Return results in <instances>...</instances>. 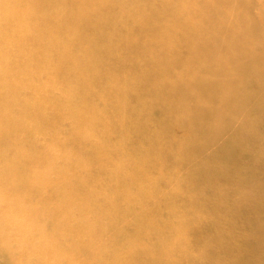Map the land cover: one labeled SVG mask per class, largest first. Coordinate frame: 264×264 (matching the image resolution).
<instances>
[{"label": "clouds", "instance_id": "1", "mask_svg": "<svg viewBox=\"0 0 264 264\" xmlns=\"http://www.w3.org/2000/svg\"><path fill=\"white\" fill-rule=\"evenodd\" d=\"M90 7L98 6H73L74 19L80 22ZM134 7L150 10L146 14L206 21L214 40L234 49L242 63L255 51L264 52V0H151ZM167 55L163 53L161 59ZM246 66L252 67L250 62ZM7 76L5 69L6 81ZM149 87L152 94L148 103L113 117L117 141L127 154L125 173L138 179L136 195L142 215L133 224L136 241L116 251L117 259H105L103 264H246L240 256L248 245L247 235L209 231L201 209L207 206L221 212L223 206L235 202L231 178L220 173L213 161L219 145L225 142L239 143L246 149L253 141L264 142V111L254 107L259 95L264 108V85L258 90L252 84L234 82L222 93L207 94L187 77H170L162 67L156 83L149 82ZM51 102L63 111L62 100L52 97ZM31 111V120L22 122L21 127L39 145L44 144L42 137L61 132L59 124L48 120L42 109ZM80 120L83 124L86 117ZM63 134L65 139L73 138L71 132ZM17 175L22 183L31 181L26 168H20ZM0 207V264H29L32 257L61 246L85 249L78 264H100L87 252V231L54 202L40 200L31 206L30 218H13L5 177ZM175 231L186 234L190 243H162L164 234ZM22 236L28 240L20 245ZM37 241L40 243L35 244ZM95 252L102 255L99 249Z\"/></svg>", "mask_w": 264, "mask_h": 264}, {"label": "rangeland", "instance_id": "2", "mask_svg": "<svg viewBox=\"0 0 264 264\" xmlns=\"http://www.w3.org/2000/svg\"><path fill=\"white\" fill-rule=\"evenodd\" d=\"M4 1L0 0V5ZM8 1H14V5L35 2V0ZM143 2L128 1L124 5V10L127 11L124 13L119 3L105 5L97 0H40V5L32 12L34 16L51 17V24H55L54 19L59 17V11H66L70 15L56 22L60 30L49 27V32L45 33L53 37L52 43L61 40L63 46L74 48L83 55L88 53L86 51L88 36V45L97 46L95 53L98 61L93 69H87L84 73L73 70L75 68L72 63L68 62L64 64L63 70H54L55 76H52L48 69L37 71L33 65L21 64V54L15 52L12 56L11 52L9 59L12 65H9L7 72L15 74L18 80H15V83L19 84L20 80H24L22 73L25 68L21 67L25 65L29 69V75L33 77L32 83L40 82L43 85L36 92L37 98L35 95L36 102L33 105L29 102H32L31 96L35 94L34 86L28 84L26 88L19 87L11 93L13 90L6 85L10 83L8 78L5 80V70L0 69V108L9 111L7 117H0V194L6 177L8 208L13 218L17 215L30 218L28 213L31 206L40 200L54 202L62 213L67 212L74 222L87 231L89 236L87 252L95 255L100 264H103L105 259H113V252L122 246L125 239L129 240L128 247L136 241L137 231L133 224L142 215V205L137 202L136 195L139 190L138 179L135 175L125 173L127 154L123 145L117 141L113 117L138 104L148 103L152 89L148 91L146 87L152 80L146 75L154 70L148 63L157 58L156 45L159 42H163L162 45L166 44V48L169 52L171 49L175 59L177 51L172 47L173 44L167 43H173L170 39L181 35L186 27L183 22L171 15L146 14L150 10L133 5ZM76 5L98 7H90L87 16L77 22L73 16V6ZM95 9H100L101 24L92 25L94 29H91L88 22H94V17L89 11ZM0 14V20L10 16L3 8L2 10L0 8ZM109 18L110 23L107 22ZM83 21H88L84 23L86 27L82 26ZM25 32H27L25 27L14 29L9 26L3 31L7 36ZM156 33L158 34L155 35ZM79 34L78 38H70ZM27 48L43 49L41 45L32 43H29ZM255 53L264 52L257 50ZM117 54L123 56L121 55L120 59L114 58ZM107 64L112 67V72L104 76L102 68ZM115 68H121L123 72L114 71ZM186 68L185 65L178 67V64L173 67L178 73H185ZM119 83L121 89H114ZM52 97L63 101V111L57 110L51 102ZM37 107L43 110L48 120L57 122L61 129L56 135L42 137L43 145H39L34 136L24 134L21 127L22 122L27 123L31 120L33 115L31 109ZM26 109H30V113L25 112ZM151 109L152 105L149 103V115ZM156 114L159 115L158 109ZM81 116L86 117L83 124ZM67 132L73 134L72 139L64 138L63 133ZM9 135H12L13 140L21 141L20 145L7 143L11 139ZM81 137L84 139L81 140ZM22 167L31 174L30 182L36 187L30 188L33 189L30 192L23 186L28 184L19 183L21 181L17 178L18 170ZM79 196L97 199L99 205L95 207L96 211L89 212L91 208L89 204L87 212L83 211L81 203L84 201ZM115 225L121 236H111L113 231L99 235L103 233L104 228ZM176 232L180 233L175 231L166 234L172 235ZM183 236L186 238V244L190 243L187 235ZM27 240V236H22L18 244L23 245ZM96 249H99L102 255H98ZM104 249L110 251L104 252ZM82 254H85L83 247L61 246L46 253V257H32L29 264H78Z\"/></svg>", "mask_w": 264, "mask_h": 264}, {"label": "bare ground", "instance_id": "3", "mask_svg": "<svg viewBox=\"0 0 264 264\" xmlns=\"http://www.w3.org/2000/svg\"><path fill=\"white\" fill-rule=\"evenodd\" d=\"M97 1L105 5L119 3L124 13L127 12L124 10L125 3L128 1L139 2V0H123L125 2L121 0ZM143 1V3H134L133 5L136 6L150 2V0ZM179 2H183V0H179ZM13 3L15 2L5 0L4 3L0 5L1 10L3 8V10L10 13L9 18L7 17L0 20V33H3L7 26L13 27L14 29L25 27L27 32L22 34H19L21 33L19 32L10 36L4 33L0 34L1 70L8 69L9 65H12L11 59H9L11 52L12 56L15 52H17L18 55L21 54V64H28V66L29 64L33 65V67H36L37 71L48 69L52 76H55L54 70H63L65 67L64 64L68 62L72 63L73 68H75L73 70H77L78 73H84L87 69H93V66H96L98 56L95 50L97 46L92 44L88 45V36L86 41V51H88V53L82 55L81 52L74 50V48H72L73 51L71 47L63 46L64 43L61 40L52 43L53 37H49L45 34L49 32V27L60 30L56 22L63 20L65 17H70L69 13L63 10L59 11V17L54 19L55 24H51V17L40 18L34 16L32 13L40 5V0H35V2L27 5H14ZM132 10H134L133 6ZM89 12L94 17V22L83 21L82 26L86 27L84 23L88 22L89 27L94 29L92 25L96 26L101 24L100 9L91 10ZM173 17L183 22L186 27L183 32H181V35L173 37L174 39H170L173 43H167L173 44L172 47L176 49L177 55H174L175 59L171 49L169 52L166 48V44L162 45L163 42L157 43V49L155 51L157 53V58L148 63L154 67V70L146 75L152 80L153 84L154 81H157L158 73L163 67L170 77H187L199 86L200 90L203 91L202 93L207 94L213 92L222 93L232 87L234 82H238L241 86L252 84L256 86L258 90L264 85V53L251 54L248 61L242 63L234 49L222 46L214 40L211 34L212 29L206 21L196 22L194 19L192 21H187L184 20L183 17ZM82 19L83 17H81V20ZM107 22L110 23L111 18H109ZM33 31L41 32L33 33ZM157 34L158 33L155 35ZM78 37H80V34L70 38L75 39ZM29 43L41 45L43 49L29 50L27 48ZM177 47H181V49L179 50ZM109 49L110 48H108V50ZM163 53H167L168 55L162 60L161 55ZM121 55L122 54H117L114 58L120 59ZM124 60L125 59H123V62H125ZM248 62L252 65L250 69L246 66ZM177 64L178 67L185 65L187 68L183 70L186 72L178 73L174 70L173 67ZM25 65L21 67L25 68L22 73V78L24 80H20L19 84L15 83V80H17L15 74H8L7 78L10 85H6L13 90L11 93H14L19 87L26 88L28 84L34 86L35 94H32V102H29L30 105H33L37 98L36 92L43 85L40 82L32 83L33 80L31 78L33 77L29 75V69H27ZM119 70L121 73L123 72L121 68L114 69V71ZM102 71L104 72V76H106L112 72V67L107 64L106 67L102 68ZM109 88L111 89V86H109ZM146 88V90H150L149 86ZM114 89L120 90L121 84L119 83ZM27 101L28 100H26V102ZM254 107H257V111H264V108H261L259 95L254 102ZM0 110H2V112H0V117H7L9 111L1 108ZM25 112L30 113V109H26ZM11 137L12 135H9V139ZM11 139L8 140L7 143H11L15 146L20 145L21 141H16V139L13 140V138ZM213 163L220 173L231 178V195L235 197L236 200L235 202H229L227 205L223 206L221 208L222 213L218 209L208 208L207 206L202 207V218L208 223L209 231L211 232L219 231L221 234L232 232L237 235L246 234L248 245L241 253L240 259L245 261L246 264H264V142L258 140L253 141L247 149L239 143L225 142L219 145ZM29 176L32 179L31 174H29ZM22 184H28L23 186H25L29 192L33 190L30 188H36L31 182ZM88 190L90 189L88 188ZM79 198L84 201L81 203L83 211L87 212V204L91 206L89 212H93V210L96 211L95 207L99 205L97 199H94V201L89 197L83 196H79ZM115 227H117V225L104 228L103 233L99 235H104L113 231L111 236H121V232L117 231ZM186 242L185 236L182 237V235L177 232L172 235L166 234L162 239V243L164 244H175L177 246H182L186 244ZM127 244H129V240L125 239L120 248L128 247ZM115 252L116 251L113 252V260L117 259ZM44 256L46 257V255Z\"/></svg>", "mask_w": 264, "mask_h": 264}]
</instances>
